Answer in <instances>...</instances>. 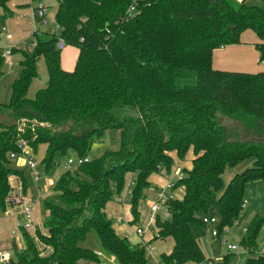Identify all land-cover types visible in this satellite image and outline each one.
<instances>
[{"label": "trees", "instance_id": "16d2710c", "mask_svg": "<svg viewBox=\"0 0 264 264\" xmlns=\"http://www.w3.org/2000/svg\"><path fill=\"white\" fill-rule=\"evenodd\" d=\"M10 1L0 0L4 15H12ZM57 3L53 24L78 54L73 69H63L55 47L58 35L48 29L34 32V46L18 49L19 75L9 101L0 103V114L14 119L12 126L0 124V212L7 208L10 175H18L23 189L27 187L23 172L10 166V154L21 153L19 140L33 153L45 145V169L68 150L85 157L107 129H119V147L59 176L44 200L48 215L43 230L36 227L33 236L23 230L25 246L13 247L9 264L95 262L96 251L81 245L91 230L116 264H148L144 247L132 246L116 233L105 205L113 199L122 202L126 192L131 222L137 223L138 202L151 185L149 177L171 171L170 152L183 160L189 150L191 167L181 168L182 177L173 186L181 187L182 195L164 203L169 217L156 216L151 241L173 239L171 251L161 254V264L214 260L205 257L191 226L203 225V215L217 216L219 229L232 226L240 220L246 184L264 180V143L235 139L223 123L264 119V71L213 69L212 53L239 43L241 32L251 30L264 61V8L245 0ZM133 3L135 10L126 16ZM40 56L47 82L29 98L27 88L37 76ZM3 62L0 53V76ZM126 108L133 113L119 114ZM246 159L251 166L225 182V170ZM129 180L133 185L128 188ZM261 223L262 218H253L239 241L249 253L241 264H264V254L256 252ZM217 264L234 263L226 253Z\"/></svg>", "mask_w": 264, "mask_h": 264}, {"label": "rangeland", "instance_id": "374dc122", "mask_svg": "<svg viewBox=\"0 0 264 264\" xmlns=\"http://www.w3.org/2000/svg\"><path fill=\"white\" fill-rule=\"evenodd\" d=\"M40 2L48 6L44 18L47 20L45 25H41L42 18L39 16V10L37 7ZM247 4L258 5L264 8V1L262 0H245ZM28 3L29 5H23ZM57 0H12L8 7L12 15H4L3 11L0 10V21L3 25L7 27L8 31L12 35L11 40H7L4 33H0V53L5 54L10 47H14L15 50L11 54H5L4 62L2 63L1 70L2 75L0 76V103H7L11 96V89L13 81L18 77L20 67L19 60L22 59L18 49L23 47L31 46L35 41L34 28L46 30L50 27H54V13L57 8ZM77 49L70 45H65V47L59 52V62L63 69L72 70L74 67V61L76 60ZM261 64H264L262 61ZM260 64V65H261ZM37 76L32 79L27 88V97L33 98L36 91L43 88L47 82V69L45 65V60L43 56H40L36 63ZM264 71V70H261ZM119 114L127 113L132 114L133 109L126 108L120 109ZM230 131L235 133V139H241V134L238 126L235 122H223ZM240 123V122H239ZM242 131L245 137L252 136H264V119L253 120L250 124L240 123ZM119 129H107L104 135L92 142L90 150L87 152L86 156L88 159H93L99 157L105 150H115L119 147ZM45 145L39 144L36 153H33L29 148H26L23 152L17 153L14 158L10 161V166L17 168L23 172L28 185V194L33 193L37 197V200L33 206V219L38 224L39 228H43V222L48 215V212L44 209V200L53 193L52 187L54 183L58 180L59 176L67 171L74 173L78 166L74 163L70 166L66 165L68 158L73 160L76 159L77 155L74 151L68 150L63 156L54 157L53 162L50 166L45 169L44 164L41 163L43 157ZM173 154V153H172ZM30 156L36 163L33 169L29 168L25 162L26 157ZM193 158V153L190 151L187 153L183 160H179L174 156V167L176 165H184L185 163L191 165V160ZM247 160V159H246ZM173 169L169 173L163 172L161 179L163 181L175 180L176 177L173 175ZM34 173L39 174V183L43 184L46 189L42 192L37 193L30 191V187L35 186ZM157 174V173H154ZM129 177H126L128 181ZM224 181L227 180L228 174H223ZM157 189L144 190L143 197L140 198L138 202V214L139 218L137 221L138 225H146L147 217L149 215V205L154 201V195H158L162 188L160 184L154 185ZM35 190V189H34ZM172 195L174 197H180L182 195V188L178 187L172 190ZM123 205L126 207L129 204L128 200L123 201ZM130 209V204H129ZM105 210L108 214L113 217L120 216L122 219V205L121 201L113 199L106 203ZM7 211V210H5ZM244 212V209H243ZM0 212V249L8 251L12 256L15 247L16 249H22L25 246V241L22 234H12L11 230L18 228V221L10 216H3ZM112 219V217H110ZM112 226L116 233L119 235H127L128 241L132 246H136L132 240V235L130 233L131 229L134 227L131 224H117L112 219ZM129 226H131L129 228ZM212 227L206 225H192L191 230L194 235L195 240L199 244L203 254L206 258H212L214 260H220L221 256L225 253L228 254V259L234 264H241L249 253L244 251V249L238 245V249L232 252L226 250V244L223 239H226V243L234 241L229 235L221 234L220 236H212L210 233ZM29 234L33 236V230H28ZM126 232L127 234H125ZM258 242V248L261 247L262 243L260 240ZM82 246L90 248L98 252V260L95 262L82 261V264H116L115 257L102 247L99 237L95 230H91L86 235L85 239L81 243ZM154 249L152 250V256L148 260V264H159L162 253H168L173 245V239L171 237H166L164 239L157 238L153 240ZM259 250V249H258ZM258 252V251H256ZM205 264V263H204Z\"/></svg>", "mask_w": 264, "mask_h": 264}, {"label": "built area", "instance_id": "2783aa9c", "mask_svg": "<svg viewBox=\"0 0 264 264\" xmlns=\"http://www.w3.org/2000/svg\"><path fill=\"white\" fill-rule=\"evenodd\" d=\"M139 0H133V2H137ZM48 6L43 5L41 2L37 9L39 10L38 14L42 18L41 25H45L47 20L44 18L46 10ZM135 10L134 3L131 4L127 11H126V16H131L132 12ZM60 27L57 25H54V27L48 28L50 33H55L58 35L60 32ZM39 30L42 29H36L34 28V32H38ZM0 33H4L5 37L7 39L11 38V33L8 31L7 27L5 25H2L0 27ZM35 42L31 45L34 46ZM65 42L62 37L59 35L57 36V41L55 43V47L57 50L61 51L65 47ZM11 48L5 52V54H10ZM5 54L3 56L5 57ZM18 147L20 148V151L23 152L26 148H28L26 142L24 140H19L18 141ZM16 154L11 153L10 157L14 158ZM88 158L87 157H82L78 158L76 157L75 160L68 158L66 161V165L70 166L73 163L77 166L80 164L87 162ZM25 162L27 166L31 169H33L36 165L35 161L30 157H26ZM173 175L176 177V179H179L182 177V173L180 169H175L173 172ZM175 179V180H176ZM175 180H169L164 189L160 191L158 195H154V201H152L149 205V215L147 217V222L146 225H135L133 229V235L136 237V246H141L144 247L146 251V256L148 259L152 256V250L154 249V246L151 244V239L156 233V227H155V220L156 216H159L161 219H166L169 217V212L164 205V203L172 197V189L174 186V181ZM39 181V174L34 173V182L37 185ZM9 182L11 185V190L10 193L7 197V211H4L6 214L13 213L15 214V218L18 221V228L12 229L11 233L12 234H18L19 232L22 233L23 230L28 231L29 229H32L33 231L35 230L36 227H39L38 224L34 221L33 219V206L37 200V197L34 196L33 193L28 194V185L26 187V190L23 189L21 180L18 175L12 174L9 177ZM133 185V181L128 182V188ZM127 200L126 198V192L124 193L122 197V202ZM246 206V201L245 199L243 200L241 204L242 211ZM203 225H206L208 227H212L210 230V233L212 236H220L221 234H229V231L232 227L237 226L239 221H236L233 223L232 226H223L221 229L218 228V223H219V218L214 215H203L201 217ZM117 223H125L127 222L126 219H116ZM128 223V222H127ZM41 229V228H40ZM264 229V228H262ZM247 228L246 226L242 228L243 234L246 232ZM149 234V238L146 236ZM128 239L127 235L123 236ZM223 242L226 244V250L228 252H232L238 249L239 243L237 242H229L226 243V239H223ZM97 255L99 254L96 252ZM258 253L264 254V248H260L258 250ZM226 254V253H225ZM12 258V255L3 249H0V264H9L10 260ZM219 260H209L205 262V264H217ZM161 264V263H160Z\"/></svg>", "mask_w": 264, "mask_h": 264}, {"label": "crops", "instance_id": "0c3cea01", "mask_svg": "<svg viewBox=\"0 0 264 264\" xmlns=\"http://www.w3.org/2000/svg\"><path fill=\"white\" fill-rule=\"evenodd\" d=\"M9 3H8V5H9ZM23 5H29V4L25 3ZM11 39H12V35H11V38L7 39V40H11ZM258 42H259V38L255 32H253L251 30H244L240 34V42L239 43L228 44V45L221 46V47L213 50L212 61H211L212 68L218 69V70L240 71V72H258V71L264 70V64H261L262 60L259 59V51L257 50V48L255 46L256 43H258ZM27 47H31V46H27ZM10 48H12V47H10ZM11 53L12 52L10 51V54ZM77 54H78V52H77ZM77 54H76V57H77ZM75 61H74V64H75ZM190 151L191 150H189L188 152H190ZM169 154L172 157V159L174 158V156L176 157L175 152H170ZM173 163H174V159H173ZM251 164H252V160L247 159V160H244L243 162H241L239 165H237L234 168H227L224 172V173L228 174V178L225 182H227L230 179V177H232L233 174H235L237 172H241L245 168L251 166ZM174 165L175 164H173L172 169H173ZM182 167L190 168L191 165H189V163L188 164L185 163L184 165H176L175 168L173 169V172L175 169L181 170ZM163 172H165V171L162 170L159 173L152 174L149 177V181L151 183L149 189H151V190L157 189L156 186H154L156 184H160L162 188L165 187L166 183L169 180L163 181V179H161ZM45 189H46V187L43 184H40L39 181H38L37 185L30 187V191H33V192L37 191V193L42 192ZM244 199L246 201V206L244 208V212L242 211V213H241L238 225L232 227L230 229L228 235H229V237H232V239H234V241H231V242L239 243L240 239L244 235L242 232V228L245 226L247 227V225L252 221L253 218L260 217V218H262V223H261L260 229L257 233L256 241L260 240V243H262L260 248H264V229H262V228H264V180L253 181V182L247 183L245 186ZM123 203L124 202H121L122 215H123L122 219H126L128 222V223L125 222L123 224H127V225L131 224V226L135 227V225H138V224L131 222L132 216L130 213L129 204L125 207L123 205ZM2 213H3L2 214L3 216H10L16 220L15 214H13V213L6 214L4 212H2ZM107 215L109 217H112V219L114 220L115 223H117L116 219H121L120 216L113 217L111 214H108V213H107ZM117 224H122V223H117ZM131 226H129V228ZM133 229H131L130 233L133 236L132 240L135 243L136 237L133 235V232H132ZM124 233L127 234L126 232H124ZM120 236H123V235L121 234ZM146 237L149 238V234ZM151 244H153V241H151ZM257 245H258V242H257ZM260 248H258V249H260ZM244 251H246V250L244 249ZM185 264H196V263L188 262ZM200 264H204V263H200Z\"/></svg>", "mask_w": 264, "mask_h": 264}, {"label": "water", "instance_id": "95a60500", "mask_svg": "<svg viewBox=\"0 0 264 264\" xmlns=\"http://www.w3.org/2000/svg\"><path fill=\"white\" fill-rule=\"evenodd\" d=\"M235 122V124L238 126L240 134H241V140L244 142H248V141H253V142H262L264 143V136H248L245 137L243 131H242V127L240 125L239 122L237 121H233ZM0 124L4 125V126H12L14 125V119L9 117L8 115L5 114H0Z\"/></svg>", "mask_w": 264, "mask_h": 264}]
</instances>
